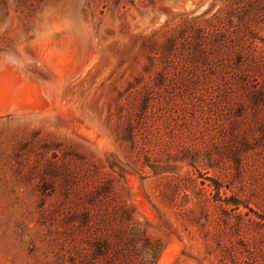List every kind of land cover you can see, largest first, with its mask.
I'll return each instance as SVG.
<instances>
[{
  "label": "rangeland",
  "instance_id": "obj_1",
  "mask_svg": "<svg viewBox=\"0 0 264 264\" xmlns=\"http://www.w3.org/2000/svg\"><path fill=\"white\" fill-rule=\"evenodd\" d=\"M225 4L0 0V264H105L135 224L156 264H264V22L224 81L157 37Z\"/></svg>",
  "mask_w": 264,
  "mask_h": 264
},
{
  "label": "trees",
  "instance_id": "obj_2",
  "mask_svg": "<svg viewBox=\"0 0 264 264\" xmlns=\"http://www.w3.org/2000/svg\"><path fill=\"white\" fill-rule=\"evenodd\" d=\"M149 1L114 0V3L124 8L127 5L147 6ZM205 15L190 27L191 34L187 28L163 27L157 37L166 42L163 49L167 50L166 56L175 54L180 47L188 50L192 56H213L214 66L210 68L224 81L230 57L236 56L240 62L244 48L255 41V35L264 22V0H226L223 8L213 13L206 12ZM148 38L155 43L154 39ZM101 241L98 254L102 255L105 264H156L159 257L156 242L137 224L130 229V244L126 248L121 244L114 247L106 235L102 236Z\"/></svg>",
  "mask_w": 264,
  "mask_h": 264
}]
</instances>
